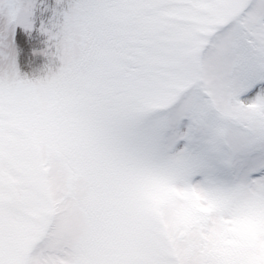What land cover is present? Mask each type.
<instances>
[{
	"label": "snow or ice",
	"instance_id": "1",
	"mask_svg": "<svg viewBox=\"0 0 264 264\" xmlns=\"http://www.w3.org/2000/svg\"><path fill=\"white\" fill-rule=\"evenodd\" d=\"M0 264H264V0H0Z\"/></svg>",
	"mask_w": 264,
	"mask_h": 264
}]
</instances>
